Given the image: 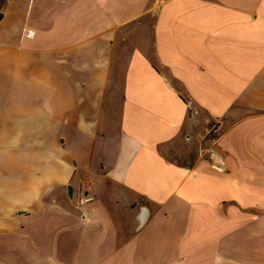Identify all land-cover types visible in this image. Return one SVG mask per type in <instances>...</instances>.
Instances as JSON below:
<instances>
[{
  "label": "crops",
  "instance_id": "1",
  "mask_svg": "<svg viewBox=\"0 0 264 264\" xmlns=\"http://www.w3.org/2000/svg\"><path fill=\"white\" fill-rule=\"evenodd\" d=\"M0 264H264V0H0Z\"/></svg>",
  "mask_w": 264,
  "mask_h": 264
},
{
  "label": "rangeland",
  "instance_id": "2",
  "mask_svg": "<svg viewBox=\"0 0 264 264\" xmlns=\"http://www.w3.org/2000/svg\"><path fill=\"white\" fill-rule=\"evenodd\" d=\"M212 124H208V128L211 126ZM199 127V126H198ZM215 134V133H214ZM212 135V131L209 132V134L207 133L203 139H201V141L204 143L207 140L208 137H211ZM197 142L195 141V143H185V142H181L180 140H176L174 141L169 147L162 149V153L168 157L171 160H176L179 163H183L186 161H190L192 159V157L194 156V152L196 150V146L193 144H196ZM201 143V144H203Z\"/></svg>",
  "mask_w": 264,
  "mask_h": 264
},
{
  "label": "built area",
  "instance_id": "3",
  "mask_svg": "<svg viewBox=\"0 0 264 264\" xmlns=\"http://www.w3.org/2000/svg\"><path fill=\"white\" fill-rule=\"evenodd\" d=\"M27 35H31V33L28 32ZM185 139L189 140L190 136L186 135ZM203 153H207L208 158L211 160L212 167L217 171H220L223 163L221 162V160H219L217 154L212 150H205L203 151ZM91 189H92V181L87 177H83L82 185L80 186V190L77 198L78 205L81 206L85 203L92 201L95 198V195L90 193Z\"/></svg>",
  "mask_w": 264,
  "mask_h": 264
}]
</instances>
